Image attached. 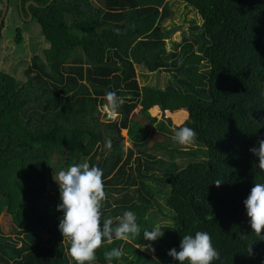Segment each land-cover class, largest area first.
<instances>
[{
  "label": "trees",
  "instance_id": "1",
  "mask_svg": "<svg viewBox=\"0 0 264 264\" xmlns=\"http://www.w3.org/2000/svg\"><path fill=\"white\" fill-rule=\"evenodd\" d=\"M28 1L9 0L2 29L13 13L20 21L31 13L49 45L43 49L49 71L34 61L21 81L0 60V86L8 90L0 94V214L12 215L17 232H24L18 248L0 238V264H76L58 230L62 213L53 177L85 163L103 171L102 215L114 207L118 216L132 210L143 233L148 219L150 227L158 224L152 210L165 187L175 212L172 224H161L163 246L154 255L130 240H114L96 250L92 264H107L103 252L126 243L124 256L113 264H178L169 250H179L182 235L196 231L209 233L219 252L213 264H264V240L253 233L243 203L254 184L264 182L258 157L249 151L264 138V0H184L203 23L172 49L162 27L171 15L170 0H53L48 6L50 0H33L38 5L27 11ZM3 7L0 0V17ZM29 22L14 26L17 46ZM73 36L101 50L85 57ZM1 39L2 33L0 44ZM136 66L167 71L171 79L165 88L140 86ZM107 91L123 103L114 112L118 121L108 119L111 136L104 143L97 118L107 106ZM138 106L139 117L133 115ZM149 110L165 111L195 133L200 129L192 140L199 146H162L157 140L152 145L161 155H135L121 130L128 129L136 146L148 145L142 117L153 133L154 124L164 122ZM166 152L167 160L175 154L187 160L169 164Z\"/></svg>",
  "mask_w": 264,
  "mask_h": 264
},
{
  "label": "clouds",
  "instance_id": "2",
  "mask_svg": "<svg viewBox=\"0 0 264 264\" xmlns=\"http://www.w3.org/2000/svg\"><path fill=\"white\" fill-rule=\"evenodd\" d=\"M26 18L24 17L25 20ZM104 98L107 106L113 111L105 105L103 106L106 109L105 113L109 115L110 112V117L113 115L114 119L117 116L114 112L123 103V99L117 97L114 91H107ZM195 135L194 129L185 125L173 130L172 139L183 146L189 144ZM249 151L258 157L259 163L256 167L264 172V138L259 139ZM53 179L59 188L60 203L57 205V211L62 213L58 230L64 240L67 239L69 242L68 255L76 264H92L96 260V250L101 248L102 244L110 245L114 240L129 241L140 233L136 214L132 210H125L122 215L115 218V223L112 218L102 219L104 185L103 171L99 167L87 163L74 164L59 171ZM221 183L219 179L214 182L217 186ZM243 203L253 233L264 240V182H256ZM164 234V227L160 224L154 225L151 230L144 229L143 239L149 242L145 248L154 252L155 248L151 242L163 238ZM124 254V246L120 244L105 250L103 257L107 264H113V260H119ZM168 255L178 264H213L220 258L206 231L182 235L179 250L172 248Z\"/></svg>",
  "mask_w": 264,
  "mask_h": 264
},
{
  "label": "rangeland",
  "instance_id": "3",
  "mask_svg": "<svg viewBox=\"0 0 264 264\" xmlns=\"http://www.w3.org/2000/svg\"><path fill=\"white\" fill-rule=\"evenodd\" d=\"M93 3L96 5L101 4L100 0H93ZM169 7H170V12L171 15L163 22L162 27L165 28L169 33L171 30V34L167 33V48L172 49L174 48L173 43L174 42H181L184 43V38L191 37L192 32L194 31L192 28L199 25L201 26L203 23L202 16L200 13L194 9L192 6L188 5L184 0H170L169 1ZM27 9V6H26ZM12 17H8V21L5 24V28H3L2 36L3 39H1V44H0V60L2 63L3 70L6 72L14 75L17 77L18 80L25 81L27 79V76L25 74V70L30 66L34 61L36 63L41 64L42 68L44 70L49 71L47 65L43 62L45 59L43 58V49L48 47L49 45L46 43L44 37L41 35L39 31V26L34 22H32V19L27 20L30 21L29 26L26 28V30L23 31V42L17 46L15 42V35H16V27L15 25L21 26L23 21H25L24 16H21V21L13 13ZM22 22V23H21ZM24 25V24H23ZM24 27V26H21ZM201 29H197L196 32H200ZM76 42H77V50L81 52L85 57L89 56V54L92 53H99L101 50L100 47H98L96 44L86 41L84 38H81L79 36H73ZM88 66V65H87ZM136 73H137V79L139 81L140 86L144 85H151L155 87H160V88H165L168 85L169 80L171 79V74L168 73L167 71H157V72H150L147 69H145L142 66H136ZM6 88L0 86V94L5 95L4 92H7ZM2 97V96H1ZM141 106H138L134 112V116H140L139 111H140ZM187 110V109H186ZM101 111H103L101 115H98V121L100 123V128L102 130V136L104 138V143L110 139V134L106 129L107 123H109L108 119L110 117L107 113L105 115L104 113L106 112V109L103 108ZM188 112L192 113V116H194V113L191 112L190 110H187ZM150 114L152 116H156L158 120L164 121L163 124L162 122L160 123H155L154 124V130H156V133H153L152 129L150 128V125H148V120L143 119L144 123L147 125V128L149 130V134L147 138L150 139L148 145H139L136 146L133 141L130 139L129 134H128V129H122L121 134L124 137V143L127 149H133L135 152V155H141L142 158L146 160V157L148 156L147 154H157L161 155V152H159L158 149H155V146L152 145L153 142L157 140L162 141V146H170L171 144L175 147H181L182 145H179L178 143L174 142L172 139L173 136V130L180 128V125L174 120L173 117L169 116L168 114L164 112H161L160 115H154L151 113L149 110ZM117 115V114H116ZM196 115V114H195ZM198 117V116H197ZM117 116L114 118L115 121H118L116 119ZM197 122L200 125L199 118H197ZM196 137H200V129L196 132ZM63 142V141H62ZM151 146H154L151 147ZM199 145L193 141H191L187 145H183L186 149H195ZM140 150L144 151L145 153H140ZM109 153L105 152V155L99 156V159L107 157ZM163 156L167 159H169L168 153H164ZM148 159V157H147ZM176 161L178 164H182V166L185 164L187 160V156L184 155H179L175 154L171 158ZM173 160H167L169 164L175 163ZM132 163H135L132 161ZM175 163V164H176ZM187 165V164H186ZM185 165V166H186ZM184 166V167H185ZM134 174L136 172L134 171ZM154 186L158 188L156 182L154 181ZM163 191L165 194L158 195L157 201L154 205V208L152 210V213H155L154 215L158 216L156 217V222L158 224H172L175 219V212L169 208L166 202V195L170 193L169 187L163 188ZM113 200V199H112ZM115 208V207H114ZM114 208L109 209L104 215H102L103 218H112L115 220L116 217L119 215V210H116L113 212ZM118 209V208H116ZM112 212L115 213L114 216L112 215ZM150 219H148L147 224L151 226ZM149 225L146 226V229L151 230ZM20 230V229H19ZM18 228L16 225V222L12 215L9 213H6L3 211L0 214V238L3 241H8L12 240V244L15 243L16 248L21 247L22 243V237H24V232H20V234L17 232ZM143 233H139L135 238L130 240L128 244L134 245L137 249L144 251L150 255H154L155 252H157L159 249H161L162 243L161 239L153 243V246L155 248V251H151L146 247V244L149 243L147 241H144L143 239ZM161 243V244H160ZM128 244L126 243L124 245V250H126ZM11 251V250H9ZM13 255V253H12Z\"/></svg>",
  "mask_w": 264,
  "mask_h": 264
},
{
  "label": "water",
  "instance_id": "4",
  "mask_svg": "<svg viewBox=\"0 0 264 264\" xmlns=\"http://www.w3.org/2000/svg\"><path fill=\"white\" fill-rule=\"evenodd\" d=\"M53 0H50L46 6L50 5L52 3ZM3 3H4V7H3V11H2V15L0 17V34H1V30H2V23L7 15V12H8V9H9V0H3ZM36 4L34 1H28L26 3V6H29V4ZM32 18V15L30 14L29 15V18H26V20H29Z\"/></svg>",
  "mask_w": 264,
  "mask_h": 264
},
{
  "label": "flooded vegetation",
  "instance_id": "5",
  "mask_svg": "<svg viewBox=\"0 0 264 264\" xmlns=\"http://www.w3.org/2000/svg\"><path fill=\"white\" fill-rule=\"evenodd\" d=\"M27 18H29V16L27 17ZM3 32V29L1 30V33ZM1 35V34H0Z\"/></svg>",
  "mask_w": 264,
  "mask_h": 264
},
{
  "label": "built area",
  "instance_id": "6",
  "mask_svg": "<svg viewBox=\"0 0 264 264\" xmlns=\"http://www.w3.org/2000/svg\"><path fill=\"white\" fill-rule=\"evenodd\" d=\"M109 116H111L110 112H109Z\"/></svg>",
  "mask_w": 264,
  "mask_h": 264
}]
</instances>
